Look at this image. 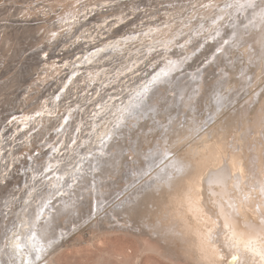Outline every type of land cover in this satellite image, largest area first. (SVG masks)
<instances>
[{"label": "bare ground", "instance_id": "obj_1", "mask_svg": "<svg viewBox=\"0 0 264 264\" xmlns=\"http://www.w3.org/2000/svg\"><path fill=\"white\" fill-rule=\"evenodd\" d=\"M79 1L82 0H56V3L54 0L45 5L47 0L43 7L49 9H45L46 12L58 8L60 14L54 12L59 16L75 14L77 5L81 4ZM0 4L13 6L14 2L0 0ZM106 5L104 14L112 11L115 19L112 23L104 19V29L107 27L104 34L108 35L105 40H108L102 41L104 45L100 47L109 52L103 54L104 60L98 61H106L101 65L104 66V81L100 79L102 86H108L103 90L100 87L102 95L109 97L106 101L103 96L104 114L98 117L103 109L93 110L94 118L100 113L98 118L90 120L91 135L83 137L82 129L88 121L85 122L86 117L83 119L85 113L79 116L68 141L64 139L68 126L64 121L74 113L68 110L62 116L60 127L64 129L59 131L61 139L56 141L60 146L54 144L45 164L42 162L43 167L38 169L32 165L36 168H30L31 178L24 179L29 193L20 205L15 203L22 197L6 204L4 210L0 208V264H53L50 263L52 256L60 247L54 244L59 240L58 234L75 231L83 223L91 222L94 215L98 219L100 211L106 212L103 218L106 224H113V219L121 226L147 228L195 264H224L232 254L240 257L238 264H254L252 254L244 245L255 240L259 247V240L264 236V217L259 214L260 202L264 199L259 192L264 181V142L258 139L263 137L264 141V90L256 94L260 89L257 86L259 74L264 68V0H180L169 8L130 6L133 7L130 11L128 6ZM130 13L138 16L143 13V17L140 15L144 20L132 21L135 28L127 30L128 33L121 31L123 34L118 36L119 28L126 27L125 19ZM210 43L212 48L206 52ZM201 56L205 59L197 63ZM85 58L81 60L88 64L94 59L91 55ZM71 65L74 64L68 66ZM55 66L62 70L60 65ZM89 66L86 65L85 74L90 79L85 82L91 83L98 72ZM69 82L62 85L63 90ZM89 82L87 86L94 84ZM119 88L121 92L113 93L112 90ZM128 88L129 95L121 97ZM93 94L90 96L87 92L89 97L85 96V100H91ZM44 106L50 105L44 102ZM44 106L15 117L19 125L14 131H24L25 144L30 148L36 128L55 114L51 108L44 110ZM231 106L235 112L228 110ZM56 109V112L60 110ZM86 116L90 119V114ZM17 145L20 146L17 142L13 146ZM82 145L85 147L80 149ZM13 148H9L8 154H2L0 146V167L5 168L0 184L14 178L19 158L13 155ZM26 148L25 145L24 150ZM26 154L31 164L37 161L38 154ZM10 155L11 158L6 157ZM138 157L145 158V169ZM6 161L10 163L5 164ZM178 163L184 165L179 173L176 171ZM128 189L131 190L124 194ZM17 194L21 191H16L14 196ZM18 210L21 212L17 221L11 223L12 215ZM6 228L9 231L3 235Z\"/></svg>", "mask_w": 264, "mask_h": 264}, {"label": "rangeland", "instance_id": "obj_2", "mask_svg": "<svg viewBox=\"0 0 264 264\" xmlns=\"http://www.w3.org/2000/svg\"><path fill=\"white\" fill-rule=\"evenodd\" d=\"M12 1L14 2V4H13L14 7L9 6V4L8 5L7 4L1 5L0 4V138H1L0 139V142H1L0 146L2 148L1 153L3 152L2 154H8V152L11 151V150H9V148L10 149L13 148L14 147L13 145H16V142H17V144H20V146L17 145L16 147L13 148V155L15 157L19 158L20 161L18 160L15 163V168L17 170L14 168L15 169L14 170L15 171L14 176H13L14 178H10L9 181L4 182L3 184H0L1 185V187H0L1 188L0 189V194H1L0 195V203H1L0 208L2 210L5 209L6 204L12 203V202L15 203L18 198L22 197V199L20 198V200L15 203L16 206L20 205L22 203V200L24 199L23 197H25V195L27 193H29V191L27 190L28 187L24 186V179L26 176L31 178V176H29V174L31 175V169L30 168L38 167V169H39L40 167H43L41 165H43V163L46 161V159H48V157L50 156L49 154H51V152H52V149H50V148H53V146H55L57 144L56 143V141H58L57 139H61V133H59V131L60 130L63 131L62 130L63 126L60 127L61 122H62V116L68 110H70L69 112L72 111L71 113H74V114H72V117L70 116L69 119H67V117H66V120H65L66 123L64 121L65 125L68 124V126L66 128V134L64 135L65 137L63 136L64 139H66V141L69 140V137L71 139V137L73 136L70 134L71 132L74 131L72 126L77 123L79 116H81V115L84 116V113H85V116L84 117L81 116V117H83V119L86 117L85 122L88 121V122H86L87 123L86 126L83 128L85 131L82 129V132L84 133V135L82 133L81 136L83 137L85 135H87V136L91 135V131L89 129L91 127L90 126L92 123L91 121L95 120L96 117L98 116V114L100 113L99 112L96 115V117L94 118L93 116L95 113L93 112V110L103 109V111H102L103 113L99 114L98 117H100L102 114H104V107H103L104 106V102H103L104 97L103 96L106 97V101L109 100V97L107 95H102L104 93L102 90L104 88H108V86L107 85H105V87L102 86L104 84L100 83V79H102L104 81V66H101V65L104 64L103 62H105V64H106V61H103L102 62L103 64L101 62H98V61L100 59L104 60L103 54L109 52V50L108 51L105 50L106 52H104V49H102L100 47V46L104 45V42H107V40H108V39L105 40L108 37V35L104 34L105 29H107V27H105V29H104V26L106 25L104 23V19H105V21L107 20V22H109V23H112L115 19V16H113L114 18L112 17V15L114 14V13H112V11H110L109 14H104V6L109 3L106 6H122L123 5V8L128 6L127 9H129L130 6H160V5L162 7L167 6V8H169L172 5L176 6L175 4L178 3V1H180V0H178V1L173 0L174 1L173 4H172L173 1H171V0H139V2L136 0L137 3L134 0H132V1H134L133 3L131 0H119V1L118 0H115V1L114 0H110V1H107V0H104V1L103 0L102 1L101 0H98V1L97 0L96 1L85 0V2H84V0H82L81 2L80 1L78 2V3H81V4H78L79 6L77 5L79 10H78V8H76V11H78V12L75 11L76 12L75 14L68 13V14H70V16L68 14H64L62 16L55 14V12L59 13L58 8L56 11L53 9L50 12L49 11L46 12L45 9L46 10H49V9L48 8L44 9L43 5L47 2V0H45V1L44 0H29V1L28 0H26V1L25 0H19V1L12 0ZM43 1L45 3H43ZM181 1L186 2V0H181ZM18 2H20L21 5ZM25 2L26 3L28 2V3L25 4ZM50 2L53 3L54 0H49V2H47V4H45V5H49L48 3H50ZM96 2L97 3L102 2L101 6H99L100 3H99V5H96L97 4ZM15 3H16V5H15ZM29 3H31V4H29ZM40 3L42 5H40ZM54 3H56V0ZM91 3H92V5H91ZM94 3H95V5H93ZM82 4L84 6L86 4V6H85L86 8ZM22 5H23V8H22ZM37 5H40V7H43V8H40ZM178 5L179 4H177V6ZM28 6H30V8ZM94 6H96L95 9L97 7H101V8H97L95 11ZM80 7L81 8L83 7L85 9H83V8L80 9ZM28 8L30 10H28ZM117 8L116 9L114 8L113 10H118ZM132 8L133 7H131L129 9V11ZM23 10H24V12H23ZM42 10H44V11H42ZM80 10H81V13H80ZM84 10H86V11L84 12ZM52 11L53 12L55 11V12L52 13ZM82 11H83V13H82ZM42 12H44V14ZM89 12H90V14H89ZM50 13L52 14L51 15L52 17L49 15ZM77 13H80V14H78L79 15L78 17L76 15ZM40 14H42V15H40ZM46 14H48V15H46ZM83 14L87 15V16L85 15L87 17V19H85V16L83 17ZM140 14H142V17H143V13H140ZM140 14L138 16V15H133L130 13V16L128 15L126 17L127 21L125 19V22H127L126 27L122 25L124 27L123 28L121 26L124 30H122L120 25H115V27H117V28L120 27L119 28L120 31L118 33V36H120L122 32L128 33L135 28V26H134L135 23L133 24L132 21H134L136 19H138L137 20L138 23H139V21L140 22L143 21L144 18H142ZM57 15L60 17V19H59V17H56ZM71 15H72V18H71ZM73 15H75L79 19H74ZM106 15L108 16L107 19L105 18ZM131 15H133L134 17H132ZM128 17L129 18L131 17V18L129 19ZM139 18H142V19L140 20ZM63 19H64V21H62ZM81 19H82V21H80ZM76 20H78V22H76ZM61 21H62V23H61ZM86 21L87 22L89 21V23H87ZM58 22L61 24H59ZM83 22H85V23L83 24ZM71 23H74V24H71ZM128 23H129V27H128ZM132 24H133V27H132ZM74 25H76L77 28H75ZM130 26L132 27V29L130 28ZM129 29H130V31L127 32V30H129ZM100 35L102 36V38ZM115 35H117V33H115L113 35L114 36L113 40L115 39ZM51 37H53V38H51ZM90 37H92V39ZM87 38H89V39H87ZM110 40H112V39H110ZM102 41H104V42H102ZM88 42H89V44H88ZM95 42H99V45H98V43H95ZM91 43H92V45H90ZM100 43H102V44L100 45ZM85 45H87L88 47ZM211 48H212V43H210L209 47L206 49V52L210 51ZM81 50H82V52H81ZM96 51H98V52H96ZM86 52H87V54H86ZM94 52H96V53L92 54ZM99 54L101 57L99 56ZM86 55H88V56L91 55L92 57H94V59L91 61L92 63L89 62L90 64H88L87 62H85V63L83 62V61H85L84 59H86L85 58ZM204 55H206V53H204ZM68 58H70V59H68ZM106 58H108V57H106ZM66 59H68V60H66ZM203 59H205L203 56L199 57V60L197 61V63H199L200 60L202 62ZM75 60H76V62H75ZM80 60H81V62H80ZM102 60H100V61H102ZM51 61H52V65H51ZM53 62L55 64H53ZM57 62L60 64H58ZM77 62H80V64ZM64 63L66 65L67 64L68 65L74 64L75 66L74 65H71V66L65 65L66 66V68H65ZM191 64H192V62H191ZM53 65L54 66L60 65V68L62 70L57 69V68H59V66L52 67ZM86 65L87 66L90 65L89 66L90 68L92 67L95 69V71L98 72V76H96V80H95V78H93L94 81L92 80L93 82L91 81V83L89 81L85 82L86 80L90 79L89 76L87 77L88 74H85L87 72V70L85 68ZM77 66H78L79 70L76 72V70L78 69ZM228 66L229 65H226L227 69H229ZM46 67H47V69H46ZM49 67L51 69H48ZM63 67H64V69H63ZM70 67H72V69H74V70H72ZM52 68H54L55 70ZM250 68L254 69V66H250ZM213 69H214V71L216 70L215 65H213ZM48 70H50V72ZM68 70H70L71 72ZM36 71L37 72L39 71V72L37 73ZM42 71H45V72H42ZM46 71H48V73ZM54 71H55V74H54ZM81 71H82V73H81ZM254 71H256V73L259 72V70H256V69ZM70 73L72 76L70 75ZM41 75H43V76H41ZM101 75H102V77H101ZM112 75H114V74H112ZM45 76H48V77L46 78ZM76 76L77 77L80 76V77L77 78ZM109 76H110V74H109ZM40 77L41 78L43 77L44 80L43 79L41 80ZM65 77L67 80L65 79ZM73 77L76 80H74ZM37 78L40 79L41 82ZM62 80H63V83H62ZM97 80L99 81V83ZM66 81H71V82L67 83L66 88L63 90L62 87L64 86V83H66ZM34 82H36L37 84ZM83 82H85L84 85H83ZM88 82H89V84H92V83H94V84L98 83V84L97 85L92 84L91 86L90 85L87 86ZM132 82L133 81H130L129 83H132ZM257 83H258L257 86H259L260 89L258 90V92L256 94H258V93L261 94L264 90V68L262 69V72L259 74V80L257 81ZM137 85L139 86V84H137ZM82 86L85 88H82ZM86 87H88L89 90ZM90 87H91V89H90ZM100 87H103L101 92H100V89H101ZM86 89H87V92L90 93V96H91V94L94 93L93 94L94 96L89 101L85 100L86 99L85 96L89 97L88 96L89 94L86 95L87 94ZM120 89L121 88L117 89V91H116V89L112 90V91H113V93H114V91H115V93L118 92V90H119V92H121ZM131 89H133V88L131 87ZM125 90H127V89H125ZM125 90L123 92V94L124 93L125 94L121 95V97L125 96L126 94L129 95V92L131 91L129 88L127 91H125ZM109 91L112 92L111 90H109ZM97 93H99L101 96L100 95L97 96ZM60 95H61V97L59 98ZM128 95H126V96H128ZM246 96H247V99H249L248 98L249 96L247 94H246ZM57 97H58V99H57ZM99 99H100V101H98ZM225 99H226V97H225ZM55 100H56V102H55ZM41 102H42L43 106H44V102H46L50 105L48 107L44 106L45 107V109L43 108L44 110H47V109L49 110L51 108L50 110L55 111V114L51 115L52 117L50 118V120L46 121L44 124H41L40 126H38L36 128V130H35L36 133L34 132L35 134L33 137L32 147L30 148L29 145L27 146V143L25 144V142H26L25 136L26 135L23 134L24 131L20 132V130H19L20 134L18 132L14 131L15 127H17L19 125V122L16 120L15 117H17L16 115H18V117H20V115L25 114V112L26 113L31 112L36 107L37 108L42 107ZM101 102L103 105L101 104ZM56 103H58L57 104L58 106H56ZM79 103H81V104H79ZM97 103H98L100 108L98 107V105H96ZM53 104H55V105H53ZM82 106L84 107V110H86L87 113L82 109L83 108ZM233 106H235V105H233ZM233 106H231L230 109H228V110L234 111L232 108ZM54 107H55V109H53ZM57 107L60 108V110L58 112H56ZM71 107H73L72 109H74V110L70 109ZM85 107H86V109H85ZM79 109H81V110L79 111ZM82 110H83V112H82ZM23 111H24V113H23ZM92 112L94 114H92ZM231 113H233V112H231ZM86 114H90V116H89L90 119L88 118V116H86ZM47 116H50V115H47ZM92 118H94V119L92 120ZM11 119L14 122H12ZM14 119L16 120V122ZM222 120H224V119H222ZM182 122H183V120H182ZM12 123H13V126L10 125ZM211 123H210V125H211ZM5 124H6V127L4 126ZM8 125L10 127H7ZM14 132L17 134L15 135ZM58 134H60V136H58ZM1 135H2V137H1ZM12 135L13 136L15 135V136L13 137ZM8 136H10V137L8 138ZM24 137H25V139H24ZM54 138H55V140H54ZM258 139H259V141L261 140L260 141L261 143L264 142L263 137L262 138L259 137ZM14 140H16L15 143H13ZM53 140L55 141V143ZM89 140H91V139H89ZM52 141H53V144H52ZM21 143L23 146L21 145ZM48 143L50 145L51 144L52 145L50 146ZM24 144L26 145V147L29 148V149L28 148L25 149L28 151L24 150V148H25ZM58 146H60V145H58ZM22 147H24V148H22ZM82 147L84 148L85 145L80 146V149ZM21 149H23L24 151ZM34 152H36L38 154V157H37V161L34 162L33 164H31L32 162H31V160L28 159L29 157H27L28 154H26V153H29L30 155L32 153V156L37 155ZM146 154H147V152H146ZM110 155L113 157V153H110ZM6 157L11 158V155L6 156ZM73 157L74 156H72L71 158H73ZM134 157H135V155H134ZM138 159H139V161L141 160L142 164L145 163V160H144L145 158L138 157ZM66 161L70 162V160H66ZM134 161H135V159H134ZM28 162H30V163H28ZM8 163H10V161L5 162V164H8ZM134 164H137V163L134 162ZM32 165L36 166V167H33ZM100 165L102 167H104V163H102ZM101 166H100V168H101ZM125 168L126 167L124 165V169ZM145 168H146V166L144 164L143 169H145ZM4 169L5 168L0 167V172H1L0 176L4 175V172H3ZM22 171H24V173ZM15 173L17 174V176ZM19 173L21 175H19ZM154 176H152L151 178H153ZM7 178H9V176ZM5 183H6V185H5ZM133 187L134 186H132L131 188H133ZM19 190L21 191V194H17L14 196V193L16 191H19ZM130 190L131 189H128L127 191H125L124 194H126V192H128ZM77 192H79V191H77ZM20 212L18 210V212H15L12 215L13 221H11V223L17 221L16 217L19 215ZM2 213L4 214L5 211H3ZM98 216H99L98 219H96L95 215L92 216L91 222L83 223V224L81 223L82 225L80 227H78L75 231L74 230L71 231L69 234H66L67 231L64 232V235L58 234L57 238L59 240L54 241L55 242L54 244L60 245V247L55 251V254L52 256L50 263H53V264H195L187 256L181 255L178 252H177L178 253L177 254L172 245H169L168 243L163 242V240L161 238H158L157 234L150 233L147 228H143V230H140L138 228H134L133 226H131L129 224L127 226H121V224H116L115 220H113L111 218L110 219L114 223L113 224H106V222H105L106 220H103V218L106 216V212H104V211H100ZM8 231H9V229H7V228L4 229L3 235H6L8 233Z\"/></svg>", "mask_w": 264, "mask_h": 264}, {"label": "snow or ice", "instance_id": "obj_3", "mask_svg": "<svg viewBox=\"0 0 264 264\" xmlns=\"http://www.w3.org/2000/svg\"><path fill=\"white\" fill-rule=\"evenodd\" d=\"M167 75V74H165ZM184 165L178 163L176 165V171L179 173L183 170ZM255 191V190H254ZM259 192L262 197H264V181L261 182V186L259 189ZM245 199H248V197H245ZM254 199V197H253ZM198 203V201H197ZM261 217H264V199L260 202V212ZM227 219V218H226ZM264 222V221H262ZM227 226V225H226ZM245 250L247 252H250L252 254V257L254 258V264H264V236H262L259 240V247H257V241L255 240H249L244 245ZM259 258L258 261L255 258ZM240 260V257L238 255L232 254L230 260L225 259L224 264H238Z\"/></svg>", "mask_w": 264, "mask_h": 264}]
</instances>
